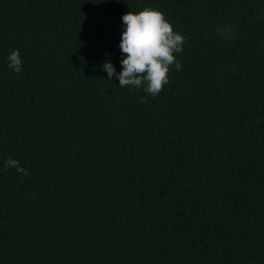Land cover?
Returning a JSON list of instances; mask_svg holds the SVG:
<instances>
[{"label": "trees", "instance_id": "obj_1", "mask_svg": "<svg viewBox=\"0 0 264 264\" xmlns=\"http://www.w3.org/2000/svg\"><path fill=\"white\" fill-rule=\"evenodd\" d=\"M145 7L156 96L101 67ZM0 264H264V0H0Z\"/></svg>", "mask_w": 264, "mask_h": 264}, {"label": "clouds", "instance_id": "obj_2", "mask_svg": "<svg viewBox=\"0 0 264 264\" xmlns=\"http://www.w3.org/2000/svg\"><path fill=\"white\" fill-rule=\"evenodd\" d=\"M124 31L121 35L120 49L124 58L120 61L122 71L117 72L110 60L101 67L107 72L108 79L117 77L119 87H144L152 96L158 95L169 82V67L175 65L177 70L182 64L176 60L174 53L183 51L186 38L173 31L162 12L145 7L138 13L128 11L122 16ZM229 34L227 29L223 30ZM107 55V54H106ZM8 67L16 73L22 71V59L19 50H14L8 57ZM144 97L142 100H146ZM5 168L14 167L17 172L27 175V170L16 159L9 157Z\"/></svg>", "mask_w": 264, "mask_h": 264}]
</instances>
